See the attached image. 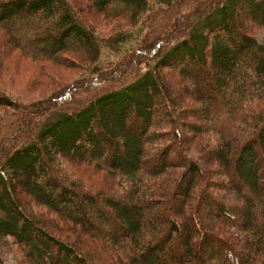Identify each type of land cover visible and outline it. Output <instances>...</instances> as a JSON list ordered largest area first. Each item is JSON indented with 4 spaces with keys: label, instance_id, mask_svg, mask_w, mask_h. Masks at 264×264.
Masks as SVG:
<instances>
[{
    "label": "trees",
    "instance_id": "1",
    "mask_svg": "<svg viewBox=\"0 0 264 264\" xmlns=\"http://www.w3.org/2000/svg\"><path fill=\"white\" fill-rule=\"evenodd\" d=\"M88 6L106 18H127L113 44L126 48L142 35L137 43L148 66L73 110L46 100L26 105L0 90V107L13 110L0 116V128L14 127L0 140V235L30 264H104L107 258L264 264V42L241 22L246 14L264 25V0H92ZM203 23L208 29L197 34ZM0 26L7 33L0 37L2 61L18 52L67 62L69 51L94 52L97 60L105 44L70 0H0ZM169 65L178 66L175 73L165 71ZM119 73L117 79L128 78L125 69ZM74 82L53 100L73 98L82 88ZM218 93L235 105L222 120L213 114ZM186 100L203 121L192 130L210 138L201 162L180 154L177 137L165 129L182 117ZM54 109L60 113L52 117ZM22 118L23 127L16 125ZM182 145L189 154L185 137ZM170 151L177 158L167 159ZM61 153L119 175L117 187L61 177L55 171ZM210 162L225 178L207 177ZM174 165L183 167L178 180L168 175ZM29 202L56 212L85 241L54 232Z\"/></svg>",
    "mask_w": 264,
    "mask_h": 264
},
{
    "label": "rangeland",
    "instance_id": "2",
    "mask_svg": "<svg viewBox=\"0 0 264 264\" xmlns=\"http://www.w3.org/2000/svg\"><path fill=\"white\" fill-rule=\"evenodd\" d=\"M70 1L81 16L91 23L96 34L104 38L103 42L105 44L103 45L102 43L103 47L100 48V57H98L97 60H93L94 52L82 53L84 54L83 56L69 51L71 58H69L70 61L67 62H56L55 60L37 61L16 52L3 61L0 60V90H4L5 93L19 101H24L23 104L26 105L46 100L47 103H57L61 108L73 110L87 105L95 96L114 89L115 85L120 86L127 82L130 83L137 74H141L145 71L149 60L146 62L142 61L148 56L142 51V45L137 43L142 35L128 44L125 43L126 48L121 47L119 42L113 44L119 38L120 32L128 27L129 23L127 18L118 16L117 19H110L103 15L96 14L88 6V4H91L92 0ZM241 22L250 34L255 35L260 42H264L263 24L246 14L242 17ZM208 27V25L203 23L198 26L196 33L199 34L202 31H206ZM135 31L137 34L139 33L137 28H135ZM5 35H7L5 29L0 26V37H4ZM143 35H145V33ZM2 38H0V40ZM113 39L116 40L112 41ZM154 62L155 61H152L151 63ZM177 67L176 65H169L165 68V71H173L172 73H175ZM123 69L129 72L127 75L128 78L124 80L117 79L122 75L119 72ZM40 70L42 73L39 74ZM115 73L119 74L116 76ZM113 74L115 75L113 76ZM179 80L182 82L181 78ZM73 81H75L74 83H80L82 88H80L76 92V95L70 100L66 102H55L53 97L59 94L65 87H70ZM90 82L92 87L89 86ZM165 82H167L169 86L167 78H165ZM173 86L176 85L174 84ZM218 95L220 98L217 103H215L216 106L213 114H216V119L222 120L228 117L229 114L231 115V112L235 110V105L228 106L229 103L223 100V96H221L220 93H218ZM182 99V96H179V101ZM186 102L187 105L184 104V106H186H183V110H181L182 117H176L175 120H172L174 122L166 125L165 129L169 130L170 135L177 137V142L180 144L178 150L180 154L184 156L191 155L201 162L199 159L200 155H208L210 152L207 143L210 138L202 134L205 132L199 133L198 130H192V123L196 126H194L195 129H197L201 127L203 121L199 120L197 114H194L195 106H191L187 100ZM64 104H68V106L63 107ZM11 111H13L11 108L0 107V116ZM58 113H60V111L54 109L51 112V116H57ZM3 119L4 124H10L12 121V114L9 116L5 115ZM23 122L24 119L22 118L16 120L15 124L20 125ZM178 122H180V126ZM21 127H23V124ZM13 128H0V140L5 139L7 135H11ZM184 137L189 154H186L184 146L182 145ZM162 143L166 145L167 140L162 141ZM161 147L162 146H159L158 148ZM177 155V152L173 153V151H170L167 159L171 157L177 158ZM179 156L183 159V156ZM75 157L76 158L64 155V153H61V155L57 154L55 160L57 164L55 166V171L57 174L63 178L73 179L77 183L91 188L97 187L105 190L115 189L117 187L116 177H120L119 175L104 170L95 163L82 160L77 156ZM210 163H212V165H210ZM210 163L207 166L205 165L208 171L206 173L207 177L211 181H215L218 178H225L224 175L216 174V172L213 171V169H217V164L213 162ZM149 166L152 167L154 165L149 163ZM182 170V166H171L169 168L171 174L168 175L178 180L179 177H181ZM168 175H166V177H168ZM28 208H32L35 214L42 215L41 218L48 220L49 223L47 226H52L54 232L65 239L78 241L80 244L82 240L85 241L83 236L74 234L73 229L65 221L61 220V217L53 210L35 202H29ZM86 242L88 243L87 239ZM0 254L5 264H30L25 253L18 248L11 238L5 235H0ZM97 260L98 263H101L100 257H98ZM104 264L114 263L107 258Z\"/></svg>",
    "mask_w": 264,
    "mask_h": 264
}]
</instances>
